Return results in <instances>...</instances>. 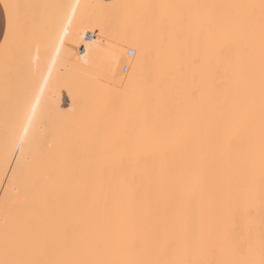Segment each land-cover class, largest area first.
Returning a JSON list of instances; mask_svg holds the SVG:
<instances>
[{
	"label": "bare ground",
	"instance_id": "bare-ground-1",
	"mask_svg": "<svg viewBox=\"0 0 264 264\" xmlns=\"http://www.w3.org/2000/svg\"><path fill=\"white\" fill-rule=\"evenodd\" d=\"M1 1L32 25L0 49V208L34 258L264 264L262 0Z\"/></svg>",
	"mask_w": 264,
	"mask_h": 264
},
{
	"label": "snow or ice",
	"instance_id": "snow-or-ice-1",
	"mask_svg": "<svg viewBox=\"0 0 264 264\" xmlns=\"http://www.w3.org/2000/svg\"><path fill=\"white\" fill-rule=\"evenodd\" d=\"M18 4H7L3 5V8L8 12V27L6 33H0V49H2L7 55L13 50V46H19L22 43L31 39L32 36V25L21 16ZM72 9L73 14L76 10V5L69 6ZM261 11L264 12V0H262L260 6ZM161 31L167 30V24L164 21H160ZM163 43V41H162ZM59 48L57 47V53ZM108 55H114L111 50H108ZM109 72L112 71L111 67L107 69ZM35 114V107L31 109V115L28 117L27 124L24 126V137L26 138L29 132V128L33 123V117ZM33 142H36L35 136L33 137ZM31 150V145L29 151ZM43 147L41 145V151ZM21 152V159L24 160L25 149L21 146L19 147ZM4 162L7 164L8 156L5 153ZM11 170V169H9ZM17 177L22 178L30 185L32 190H36L40 185V174L38 167L35 168H25L21 161H17V168L13 171V179ZM15 190V189H14ZM3 258L0 259V264H47V262L34 258L33 246L25 237L23 229L9 230L7 225L5 226L3 233Z\"/></svg>",
	"mask_w": 264,
	"mask_h": 264
},
{
	"label": "rangeland",
	"instance_id": "rangeland-1",
	"mask_svg": "<svg viewBox=\"0 0 264 264\" xmlns=\"http://www.w3.org/2000/svg\"><path fill=\"white\" fill-rule=\"evenodd\" d=\"M89 32H91V31H89ZM92 33H94V36H97L98 31L96 30V31H94ZM84 48H85L84 45H81L77 49L79 51H84ZM129 48H133V47H128L127 48L126 52L128 54H129V52H128V49ZM126 64L129 65L128 63L125 62V63H123V66H122V69H123L124 72H128V70L130 69V67H129V69L127 71L124 70V66ZM1 194H3V193L1 192ZM0 205H1V203H0ZM3 209H6V208H3ZM21 216H22L21 213L18 214V221H19V226H20L19 229H21V224H22L21 219H20ZM13 218H14V212H13V210H12V208L10 206L7 208V210H2V212H1V208H0V228H1V233H0V246L1 247H3V233H4L5 226L7 225V227L9 228V230H13L14 231V226L11 223L12 220H13Z\"/></svg>",
	"mask_w": 264,
	"mask_h": 264
},
{
	"label": "crops",
	"instance_id": "crops-1",
	"mask_svg": "<svg viewBox=\"0 0 264 264\" xmlns=\"http://www.w3.org/2000/svg\"><path fill=\"white\" fill-rule=\"evenodd\" d=\"M7 27V13L0 0V33H5Z\"/></svg>",
	"mask_w": 264,
	"mask_h": 264
},
{
	"label": "built area",
	"instance_id": "built-area-1",
	"mask_svg": "<svg viewBox=\"0 0 264 264\" xmlns=\"http://www.w3.org/2000/svg\"><path fill=\"white\" fill-rule=\"evenodd\" d=\"M89 35L92 36V37H94V33H92V32H89ZM128 52H129L130 54H134L135 50H134V48H129V49H128ZM128 69H129V66L126 64V65L124 66V70L127 71Z\"/></svg>",
	"mask_w": 264,
	"mask_h": 264
}]
</instances>
